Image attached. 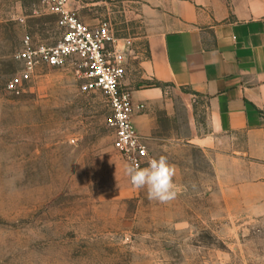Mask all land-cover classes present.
<instances>
[{
	"label": "rangeland",
	"instance_id": "rangeland-1",
	"mask_svg": "<svg viewBox=\"0 0 264 264\" xmlns=\"http://www.w3.org/2000/svg\"><path fill=\"white\" fill-rule=\"evenodd\" d=\"M122 7L108 1L98 17L123 39L137 22ZM2 9L0 0V264H264V229L211 197L198 151L177 162L173 201L132 186L106 125L108 101L82 93L72 66L43 69L24 94L8 93L25 29ZM27 17L35 37L55 38L51 17ZM162 127L186 143L191 117L182 111Z\"/></svg>",
	"mask_w": 264,
	"mask_h": 264
},
{
	"label": "crops",
	"instance_id": "crops-1",
	"mask_svg": "<svg viewBox=\"0 0 264 264\" xmlns=\"http://www.w3.org/2000/svg\"><path fill=\"white\" fill-rule=\"evenodd\" d=\"M108 1L72 0L71 9L96 26ZM115 1L137 22L124 87L146 106L134 114L138 132L176 171L185 153L198 151L211 166V197L243 226L264 229V0ZM2 8L24 24L22 39L49 46L61 39L58 15L42 0H2ZM27 16L51 17L55 38L35 37ZM182 111L191 117L186 143L162 127Z\"/></svg>",
	"mask_w": 264,
	"mask_h": 264
},
{
	"label": "built area",
	"instance_id": "built-area-1",
	"mask_svg": "<svg viewBox=\"0 0 264 264\" xmlns=\"http://www.w3.org/2000/svg\"><path fill=\"white\" fill-rule=\"evenodd\" d=\"M72 0H42L58 15L62 37L55 45H35L29 36L22 40L17 54L21 70L6 85L8 93L21 96L43 69L72 66L84 94L101 93L108 101L111 114L106 125L113 136V147L129 164L147 167L158 158L149 147L150 139L140 134L134 114L146 109L135 105L132 94L124 87L128 60L134 54L133 42L119 38L113 25L103 21L88 26L71 9Z\"/></svg>",
	"mask_w": 264,
	"mask_h": 264
},
{
	"label": "clouds",
	"instance_id": "clouds-1",
	"mask_svg": "<svg viewBox=\"0 0 264 264\" xmlns=\"http://www.w3.org/2000/svg\"><path fill=\"white\" fill-rule=\"evenodd\" d=\"M125 171L134 188L147 189L149 200L167 204L176 199L180 191L174 183L176 169L166 156L150 159L147 167L143 168L137 164H129Z\"/></svg>",
	"mask_w": 264,
	"mask_h": 264
},
{
	"label": "trees",
	"instance_id": "trees-1",
	"mask_svg": "<svg viewBox=\"0 0 264 264\" xmlns=\"http://www.w3.org/2000/svg\"><path fill=\"white\" fill-rule=\"evenodd\" d=\"M149 86H150V87H162V85L159 84V83H152V84H150Z\"/></svg>",
	"mask_w": 264,
	"mask_h": 264
}]
</instances>
